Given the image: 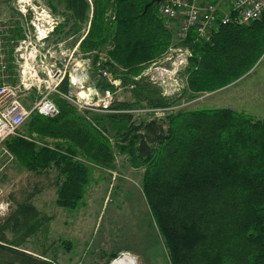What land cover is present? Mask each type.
Masks as SVG:
<instances>
[{
	"label": "trees",
	"instance_id": "obj_1",
	"mask_svg": "<svg viewBox=\"0 0 264 264\" xmlns=\"http://www.w3.org/2000/svg\"><path fill=\"white\" fill-rule=\"evenodd\" d=\"M151 1L67 0L80 24L92 14L80 51L106 52L100 66L95 56L97 71L131 86L132 100L116 101L111 113H81L63 98L70 95L66 75L51 96L60 115L32 114L24 124L30 140L13 138L7 148L25 171H55L56 203L73 211L83 205L93 166L107 170L118 153L126 155L145 169L143 193L172 264H264V120L232 109L172 112L166 124L135 119L136 110L173 108L186 95L165 96L139 78L173 42L160 5L145 10ZM184 45L190 56L181 75L190 98L215 92L264 57V17L219 25L204 39L193 29ZM102 87L117 88L107 81ZM15 204L0 223V264H57L24 250L51 218L30 198Z\"/></svg>",
	"mask_w": 264,
	"mask_h": 264
},
{
	"label": "rangeland",
	"instance_id": "obj_2",
	"mask_svg": "<svg viewBox=\"0 0 264 264\" xmlns=\"http://www.w3.org/2000/svg\"><path fill=\"white\" fill-rule=\"evenodd\" d=\"M68 8L67 0H0V25L7 28L13 40L8 51L11 83L20 87L22 102L32 108L41 98L59 94L57 87L68 75L70 95L63 98L81 113H111L116 101L132 100L131 86L114 80L106 69L97 71L95 56H99L100 66L106 60V52L80 51L92 14L88 23L80 24ZM170 24V31L176 29L175 33L171 31V47L161 61L148 65L139 78L147 77L165 96L186 95L173 108L136 110L135 119L139 122L155 118L166 124V116L172 112L232 109L263 121L264 57L256 66V73L191 99L186 91L187 78L175 65L176 58L188 50L185 40L177 37L180 24L171 28ZM75 75L83 77L82 85L76 84ZM103 81L117 88H103ZM22 134L29 138L25 126ZM144 171L133 168L128 157L120 153L110 169L93 166L83 205L73 211L56 203L55 171L37 175L14 161L0 174V223L15 210V202L30 198L42 215L51 218L24 247L36 257L57 264H111L126 253L136 257L138 264H172L143 193Z\"/></svg>",
	"mask_w": 264,
	"mask_h": 264
},
{
	"label": "built area",
	"instance_id": "obj_3",
	"mask_svg": "<svg viewBox=\"0 0 264 264\" xmlns=\"http://www.w3.org/2000/svg\"><path fill=\"white\" fill-rule=\"evenodd\" d=\"M229 3L227 13L221 12L220 3ZM159 14L166 20L170 28L173 23H179L177 37L186 40L190 31L195 30L201 38H208L219 25H246L261 20L264 17V0H219L208 3L204 0H164L159 8ZM13 40L5 26L0 25V174L7 165H12L14 156L7 148V143L17 137L27 138L22 134V127L32 114L55 118L61 110L49 97L41 98L32 108H28L21 100L20 87L11 83V69L8 51ZM186 55V56H185ZM190 52L176 58V67L181 70L187 67ZM167 61L171 59L166 57ZM76 84H83V77L75 75ZM82 79V80H78ZM73 81V80H72ZM84 88V87H82ZM24 89H28L24 86ZM121 261L138 264L135 257L122 254L111 264Z\"/></svg>",
	"mask_w": 264,
	"mask_h": 264
},
{
	"label": "crops",
	"instance_id": "obj_4",
	"mask_svg": "<svg viewBox=\"0 0 264 264\" xmlns=\"http://www.w3.org/2000/svg\"><path fill=\"white\" fill-rule=\"evenodd\" d=\"M204 2H208V3H214V2H219V0H204ZM222 4H226V5H222ZM222 5V6H221ZM228 5H229V3H226V2H222V3H220V9H221V12L222 13H227L228 12V10H229V7H228ZM177 23H173L172 25L173 26H175ZM172 30V32L173 33H175L176 32V29L175 30H173V29H171ZM164 58V57H163ZM162 60V59H161ZM161 60H159V61H161ZM158 61V62H159ZM259 66V65H258ZM257 66V67H258ZM257 67L253 70V71H251L249 74H253V73H256V71H257ZM213 94V93H212ZM29 120V119H28ZM50 142L51 143H53L54 141H52V140H50ZM15 159V158H14ZM21 168V167H20ZM30 203H32V202H30ZM33 204V203H32ZM34 205V204H33ZM35 206V205H34ZM36 207V206H35ZM39 211V210H38ZM40 212V211H39ZM134 257V256H133ZM40 258V257H39ZM136 258V257H135ZM43 259V258H42Z\"/></svg>",
	"mask_w": 264,
	"mask_h": 264
},
{
	"label": "water",
	"instance_id": "obj_5",
	"mask_svg": "<svg viewBox=\"0 0 264 264\" xmlns=\"http://www.w3.org/2000/svg\"><path fill=\"white\" fill-rule=\"evenodd\" d=\"M164 0H152L146 7L145 10H147L149 7L153 6V5H161V3Z\"/></svg>",
	"mask_w": 264,
	"mask_h": 264
},
{
	"label": "bare ground",
	"instance_id": "obj_6",
	"mask_svg": "<svg viewBox=\"0 0 264 264\" xmlns=\"http://www.w3.org/2000/svg\"><path fill=\"white\" fill-rule=\"evenodd\" d=\"M80 80V79H79ZM132 262L130 261V262H126V261H121V263L120 264H131Z\"/></svg>",
	"mask_w": 264,
	"mask_h": 264
}]
</instances>
